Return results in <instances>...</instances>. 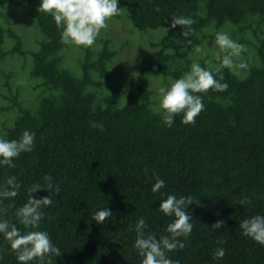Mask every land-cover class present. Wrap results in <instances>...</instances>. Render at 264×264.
<instances>
[{"label":"trees","instance_id":"obj_1","mask_svg":"<svg viewBox=\"0 0 264 264\" xmlns=\"http://www.w3.org/2000/svg\"><path fill=\"white\" fill-rule=\"evenodd\" d=\"M39 3L0 0V113L13 114L1 127L2 136L16 139L25 129L36 132L32 152L16 158L14 168L0 166V184L9 176L21 182L19 194L0 204L6 209L3 217L22 231L31 230L15 212L27 202L28 188L36 182L46 186L44 177L51 175L60 191L50 193L54 203L45 207L40 228L63 252L53 264H140L134 248L138 218L145 217L157 238L168 235L165 229L174 217L159 209L166 199L161 193L191 195L200 199L189 205L193 229L180 238L184 248L168 253L172 259L264 264V245L239 227L244 218L264 214V0H120L118 7L129 18L120 11L110 19L127 18L139 31L161 28L164 33L152 43L153 61L138 64L135 76L113 86L108 79L116 51L109 39L100 40L97 48L83 46L74 72L66 63L68 45L61 42V29L51 14L38 9ZM18 9L36 30H20L16 15L9 20L7 11ZM179 15L195 21L188 37L182 35L183 26L171 27L172 16ZM226 27L233 28L232 39L251 37L236 40L246 43L251 54L243 50L234 57L248 68L233 71L212 56L216 33ZM28 36L35 40L32 49L24 46ZM216 52L222 55L220 47ZM17 57L29 60L27 90L15 79ZM194 62L219 68L217 78L222 74L229 88L203 94L206 107L194 124L182 123L181 114L166 127L152 83L154 88L160 79L168 87ZM157 173L166 186L153 193ZM32 195L40 198L48 190ZM242 196L250 203L240 205ZM106 206L113 216L97 223L94 212ZM217 220L225 221L219 230L211 228ZM217 247L227 249L223 259L214 258ZM0 257V264H21L2 234Z\"/></svg>","mask_w":264,"mask_h":264},{"label":"clouds","instance_id":"obj_2","mask_svg":"<svg viewBox=\"0 0 264 264\" xmlns=\"http://www.w3.org/2000/svg\"><path fill=\"white\" fill-rule=\"evenodd\" d=\"M120 0H40L39 10L52 15L57 27L61 29V42L65 45L92 46L96 42L101 29L107 27V21L119 15ZM194 19L188 16H172L171 27L183 26L182 35L188 37L193 31L191 25ZM167 29V28H166ZM168 30V29H167ZM215 42L219 45L222 55L217 56L224 67L233 71L248 68L247 63L234 60L242 54L245 46L223 31L216 33ZM191 43V41H188ZM197 50H200L197 46ZM216 70L206 68L200 63H192L190 70L177 78L168 87L159 88V108L163 123L166 127H172L177 115L182 114V123H195L196 117L205 109V96L209 89L213 91H226L229 84L222 74L217 78ZM36 132L25 129L19 138L7 139L0 136V166L16 167V158L22 153L32 152L35 147ZM46 186L39 182L33 183L29 188L27 202L20 206L15 216L27 231H22L15 223L4 218L2 213L6 209L0 208V234L9 242L12 250L16 252V258L21 264L37 261V264H53V259L60 257L62 251L55 244L46 230L40 228L45 215V207L54 203L52 191L59 193L60 187L53 181L51 175H45ZM166 186V181L155 174V183L152 185L153 193L160 192ZM21 182L15 176H9L0 184V204L4 198H13L19 194ZM47 189L48 195L37 198L32 195L38 190ZM166 195L159 203V209L163 214L174 217L165 231L168 235L157 238L156 232L149 229L145 217L138 218L134 225L136 239L134 248L142 258L140 264H180L179 260L172 259L168 253L177 248L185 247V240L193 229V216L189 211V205L200 203L191 195L177 197L172 193ZM238 203L244 205L250 203L248 196H242ZM113 216L108 206L99 208L94 212L92 219L97 223H104ZM225 221L217 220L211 228L219 230ZM239 227L245 236L251 237L261 245H264V214H256L240 221ZM218 243H224L219 241ZM227 249L217 247L213 253L215 259L220 260L226 255ZM2 259V257H0Z\"/></svg>","mask_w":264,"mask_h":264},{"label":"rangeland","instance_id":"obj_3","mask_svg":"<svg viewBox=\"0 0 264 264\" xmlns=\"http://www.w3.org/2000/svg\"><path fill=\"white\" fill-rule=\"evenodd\" d=\"M17 13H11L10 11H7V14L9 16V20H11L14 15H16V21L20 22V30H36L35 26L30 22L28 17H25L23 10ZM121 11L124 13L126 17L129 18V15L127 11L123 8ZM130 21V19H129ZM18 28V29H19ZM233 31L232 27H226L224 29V32L231 33ZM163 30L161 28H157L155 30H144L139 31L135 27H133L131 21L128 22L127 18L120 20H114L109 19L107 21V27L101 29L100 33L97 36L96 42L94 45L90 46L91 48H97L101 45L100 40L103 39H109V46L111 49L116 51V56L113 58V62L111 64V68L113 71V74L118 73V75H111L109 77V85L113 86L115 83H123L126 79V77H133L136 75L138 71V64L144 65L147 63H150L153 61L152 53L156 50V48L152 47V43L157 42L163 35ZM241 37L248 40L251 39L250 36H247L246 34L240 36L236 35L234 40H238ZM245 46V51H247L248 54H251L250 49L246 46V43H241ZM35 40L32 36H28V38H24V46L27 48H34L35 47ZM82 45H68L66 54V63L69 65L71 69L74 70V72H77L79 70L78 63V54L81 52ZM215 47V45L213 46ZM219 48V45L216 44V50L213 49L212 56H218V53L216 52ZM201 55V54H200ZM199 55H193V57H197ZM23 60L22 58H15L12 65L15 67L17 73L15 76V79L17 82L20 83V86L22 90H27V84H26V74L29 67V60ZM26 61V62H25ZM4 70H8L10 67V64H5L2 66ZM133 68V72H125L126 69ZM164 87V83L162 80L158 79L156 81V84L152 83V89L156 91V96L159 97V88ZM122 88V86H121ZM28 97V96H27ZM0 106H4V102L0 100ZM157 109V108H156ZM5 115L2 116V113H0V130L1 127L4 126V124L8 125L6 122V119L10 121V119L13 117L12 113H4ZM3 117V118H1ZM5 117V118H4ZM12 123V120L9 124ZM3 135V130H1V135Z\"/></svg>","mask_w":264,"mask_h":264}]
</instances>
